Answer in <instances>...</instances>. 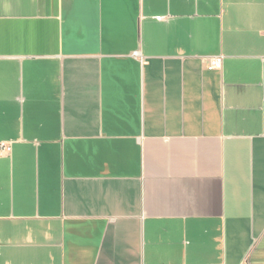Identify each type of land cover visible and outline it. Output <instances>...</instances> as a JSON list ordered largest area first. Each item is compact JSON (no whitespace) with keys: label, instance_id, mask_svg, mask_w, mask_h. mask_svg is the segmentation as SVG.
Masks as SVG:
<instances>
[{"label":"crops","instance_id":"0c3cea01","mask_svg":"<svg viewBox=\"0 0 264 264\" xmlns=\"http://www.w3.org/2000/svg\"><path fill=\"white\" fill-rule=\"evenodd\" d=\"M3 142L0 264H264V0H0Z\"/></svg>","mask_w":264,"mask_h":264},{"label":"built area","instance_id":"2783aa9c","mask_svg":"<svg viewBox=\"0 0 264 264\" xmlns=\"http://www.w3.org/2000/svg\"><path fill=\"white\" fill-rule=\"evenodd\" d=\"M223 66V56H216L211 58V62L209 67L213 68V69H221ZM11 144L7 143V142H3L0 144V149L1 150H7V151H11Z\"/></svg>","mask_w":264,"mask_h":264}]
</instances>
